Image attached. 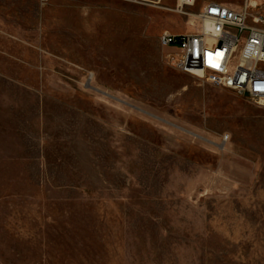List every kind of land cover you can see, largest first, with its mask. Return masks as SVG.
Listing matches in <instances>:
<instances>
[{
    "label": "rangeland",
    "instance_id": "rangeland-1",
    "mask_svg": "<svg viewBox=\"0 0 264 264\" xmlns=\"http://www.w3.org/2000/svg\"><path fill=\"white\" fill-rule=\"evenodd\" d=\"M207 2L264 17V0H0V264H264V101L160 45Z\"/></svg>",
    "mask_w": 264,
    "mask_h": 264
},
{
    "label": "built area",
    "instance_id": "built-area-1",
    "mask_svg": "<svg viewBox=\"0 0 264 264\" xmlns=\"http://www.w3.org/2000/svg\"><path fill=\"white\" fill-rule=\"evenodd\" d=\"M197 0H179V8L194 6ZM197 32H164L160 45L176 51V70L200 76L213 87L227 90L253 103L264 101V17H253L247 5L233 9L207 2L196 15ZM228 139H225L227 141Z\"/></svg>",
    "mask_w": 264,
    "mask_h": 264
},
{
    "label": "water",
    "instance_id": "water-1",
    "mask_svg": "<svg viewBox=\"0 0 264 264\" xmlns=\"http://www.w3.org/2000/svg\"><path fill=\"white\" fill-rule=\"evenodd\" d=\"M244 97L245 98H250V93L249 92L245 93Z\"/></svg>",
    "mask_w": 264,
    "mask_h": 264
},
{
    "label": "bare ground",
    "instance_id": "bare-ground-1",
    "mask_svg": "<svg viewBox=\"0 0 264 264\" xmlns=\"http://www.w3.org/2000/svg\"><path fill=\"white\" fill-rule=\"evenodd\" d=\"M246 3H247V2H246ZM247 6H248V7H252V6L250 5V2H248Z\"/></svg>",
    "mask_w": 264,
    "mask_h": 264
}]
</instances>
